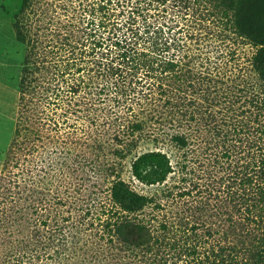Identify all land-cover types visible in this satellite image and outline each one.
I'll return each instance as SVG.
<instances>
[{
	"label": "rangeland",
	"instance_id": "374dc122",
	"mask_svg": "<svg viewBox=\"0 0 264 264\" xmlns=\"http://www.w3.org/2000/svg\"><path fill=\"white\" fill-rule=\"evenodd\" d=\"M93 1L110 7L104 38L89 41L90 57L119 65L124 59L115 54L113 43L115 32L126 29L121 27L123 8L118 0ZM23 2L0 0V264H131L128 252L122 256L117 247L118 233L107 227L109 220L132 214L114 195L119 182L161 204L144 206L143 215L161 216L192 199L175 195L180 185L199 197L209 180L224 191L232 176H238L234 186L241 183L240 171L249 177L247 186L250 179H260L256 169L264 165V134L257 130L261 117L256 118L250 87L259 89L262 82L254 64L258 46L249 38L230 28L214 29L215 35L201 45L204 63L211 69L219 65L225 75V83L210 94L213 115L205 113L209 102L204 99L175 108L168 103L175 101L172 93L147 88L131 92L133 100L126 104L99 88L53 105L47 96L30 92L23 99L21 93L28 46L14 24ZM65 3L41 0L29 9L33 18L42 8L66 21ZM98 69L92 78L96 84L112 73ZM138 77L144 84L152 81L144 74ZM227 105L237 110L227 111ZM248 107L249 112L241 111ZM149 150L163 151L176 166L163 183L149 184L133 175V160ZM183 170L187 183L181 179Z\"/></svg>",
	"mask_w": 264,
	"mask_h": 264
},
{
	"label": "trees",
	"instance_id": "16d2710c",
	"mask_svg": "<svg viewBox=\"0 0 264 264\" xmlns=\"http://www.w3.org/2000/svg\"><path fill=\"white\" fill-rule=\"evenodd\" d=\"M38 3L41 0H24L14 24L18 37L28 46L21 80L23 99L36 92L57 105L82 91L100 88L115 93L126 104L133 100L131 92L147 88L172 93L179 104L168 103L175 108L204 99L209 102L205 113L213 115L210 94L225 83V75L219 65L211 69L204 63L206 51L201 45L205 47V40L215 35L214 29L230 28L258 46L254 64L262 84L259 89L252 85L250 92L256 118L261 117L257 130L264 134V0H118L116 5L122 6L125 14L121 27L126 29L115 32L113 44L117 46L115 54L124 61L111 66L91 59L93 51L88 49L89 41L97 44V35L104 36L102 27L108 23L110 6L93 0H66L67 19L62 21L42 8L33 18L29 8ZM44 18L47 24H42ZM97 66L99 71L112 70L109 79L98 84L92 81ZM121 74H126V79H119ZM140 74L152 81L142 83ZM228 110L237 109L227 105ZM242 128L244 133L251 132L245 123ZM179 164L186 168L184 162ZM175 167L161 150L143 152L132 162L133 175L149 184L165 182ZM256 171L261 180L250 179L247 186L244 179L249 177L240 171V186H234L238 176H232L224 191L209 180L199 197L180 185L175 195L192 199L183 201L178 211L161 216L143 215L148 204L152 209L161 208V204L119 182L114 195L122 198L123 210L132 214L109 220L107 227L118 233L117 247L122 256L124 250L128 252L131 264H264V165ZM181 173L187 183L186 172Z\"/></svg>",
	"mask_w": 264,
	"mask_h": 264
}]
</instances>
